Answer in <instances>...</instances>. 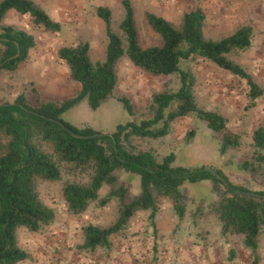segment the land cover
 <instances>
[{"label": "trees", "instance_id": "trees-1", "mask_svg": "<svg viewBox=\"0 0 264 264\" xmlns=\"http://www.w3.org/2000/svg\"><path fill=\"white\" fill-rule=\"evenodd\" d=\"M124 17L119 28L114 23L111 8L99 6L108 43L106 58L95 63L89 42L63 46L59 56L70 70L71 78L80 84L78 92L62 102H45L32 106L25 95L13 104L0 101V264H20L29 253L18 241V229L26 227L39 231L54 221L56 213L39 195L43 181H59L64 171L87 174V182L67 181L64 198L69 209L80 214L96 202L107 205L119 201L116 222L108 227L89 224L84 227L82 248L95 251L109 249L111 235L119 234L139 211L150 210L152 220L159 213V200L168 198L180 219L194 201L193 219L216 214L224 235H242L244 245L255 254L264 232V189H253L235 183L221 169L173 166L175 154L159 161L149 151H135L134 137L160 138L171 133L172 124L179 118L196 114L207 126L223 133L222 153L240 145V135L230 131L226 117L217 111L202 108L195 94L196 75L185 63L203 58L244 79L249 86L251 104L264 96V88L247 69L231 58L252 47L254 28L251 24L239 27L228 36L215 40L204 32L206 15L201 8L188 10L180 24L148 13L147 20L162 39L159 45L143 47L130 0H123ZM15 10L28 15L34 26L50 32L61 30L60 22L35 0L0 1V70L15 71L28 60L36 45L32 34L15 25H1L8 13ZM21 50L19 56L17 53ZM153 75H178L177 89L163 90L153 95L150 114L140 121L119 123L112 133L90 127H78L68 121L66 114L87 100L98 110L115 93L118 85L117 65L123 58ZM126 111L133 115L135 108L126 96L117 97ZM193 135L190 136V140ZM254 158L238 164L242 172L258 171L264 165V126L254 132ZM124 172L140 175L141 190L130 192L131 181L123 179ZM218 174V175H217ZM212 182L213 198L197 199L186 183ZM110 187L106 196L99 191ZM256 192L263 197L246 195ZM205 208V209H204ZM253 264H258L254 259Z\"/></svg>", "mask_w": 264, "mask_h": 264}, {"label": "rangeland", "instance_id": "rangeland-1", "mask_svg": "<svg viewBox=\"0 0 264 264\" xmlns=\"http://www.w3.org/2000/svg\"><path fill=\"white\" fill-rule=\"evenodd\" d=\"M35 1L52 18L60 22L61 30L50 32L34 26L28 15H21L15 10L8 13L1 25H15L32 34L36 45L28 60L18 66L17 70H0L2 102L13 103L22 94L32 106L72 98L80 89V84L71 78L67 64L59 56L60 48L89 42L92 60L95 63L105 60L108 36L97 9L99 6L111 8L117 28L125 12L123 0ZM130 1L135 9L140 43L143 47L162 43L161 36L152 29L147 20V14L150 12L180 24L188 10L201 8L206 15L205 35L215 40L228 36L243 25L251 24L254 28L252 47L232 55L231 58L243 65L264 88V0ZM117 66L118 85L114 95L96 111L90 107L87 100H83L66 114L68 121L78 127H90L104 133H112L119 123L140 121L149 116L153 95L159 91L177 89L180 84L178 75H153L133 65L126 57ZM185 67H191L196 75L195 94L199 105L204 109L222 113L227 119L228 129L240 135V145L230 147L222 153L223 133L211 130L205 120L196 114H190L177 119L171 126V133L164 137H134V150L149 151L159 161L173 153L176 156L173 166L221 169L235 183H244L255 190L264 189V165L253 174L242 172L238 168L239 163L254 158V132L259 126H264V96L259 98L255 105L251 104L248 96L249 86L244 79L203 58H195L185 63ZM119 96H126L131 100L135 108L133 115H126L123 104L117 100ZM122 178L131 181L130 192H140V175L124 172ZM88 179L87 174L64 171L62 180L41 182L39 195L54 209L56 217L52 223L43 225L39 231H31L23 226L18 229L19 245L30 252V257L22 264H35V257L40 258L41 255L44 259L42 264H108L113 258L114 249L119 245L131 248L148 246L147 236L137 234L138 230L130 229L128 223L119 234L111 235L113 244L109 249L99 247L92 251L81 247L85 226L94 224L102 228L108 227L116 222L119 213L117 198L105 206L94 202L80 214H75L69 209L62 194L64 184L67 181L87 182ZM186 187L187 190L193 191L194 199L202 198L205 203V200L213 198L210 180L194 185L187 182ZM108 191L110 187L105 186L99 191L100 196H106ZM194 208L195 203L192 201L187 206L185 217H192ZM150 214V210H144L134 217H150ZM157 217H178L171 200H159ZM202 217L207 218L208 228L214 221H218L216 214L199 218ZM151 223L154 226L155 222ZM202 226L206 228L203 223ZM155 229L153 235L157 238L158 229ZM119 236L123 238L120 239ZM233 236L236 237V246L243 243L242 235ZM262 245L264 246V240ZM39 258L37 260L41 259ZM240 261L253 264V257L242 256L239 263Z\"/></svg>", "mask_w": 264, "mask_h": 264}, {"label": "crops", "instance_id": "crops-1", "mask_svg": "<svg viewBox=\"0 0 264 264\" xmlns=\"http://www.w3.org/2000/svg\"><path fill=\"white\" fill-rule=\"evenodd\" d=\"M206 221L204 217H155L154 220L150 217H132L129 228L138 230L137 234H145L148 246L131 248L119 245L108 264H247L245 261L239 263L241 257L247 255L253 257V262L257 259L258 264H264V235L254 254L244 242L236 246V237L224 235L219 219L210 228L206 226ZM151 222H155V227ZM154 228L158 229L157 238L153 235ZM37 258L35 264H42V255L40 260Z\"/></svg>", "mask_w": 264, "mask_h": 264}, {"label": "water", "instance_id": "water-1", "mask_svg": "<svg viewBox=\"0 0 264 264\" xmlns=\"http://www.w3.org/2000/svg\"><path fill=\"white\" fill-rule=\"evenodd\" d=\"M21 53V50L19 49V52L17 53V56H19ZM13 104V103H11ZM218 175V174H217ZM244 194L246 195H251V196H254V197H263V195L259 194V193H256V192H244Z\"/></svg>", "mask_w": 264, "mask_h": 264}]
</instances>
